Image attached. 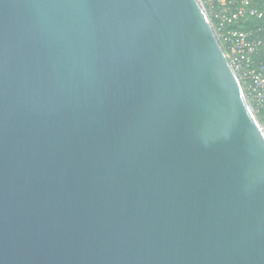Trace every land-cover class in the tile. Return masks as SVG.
I'll return each mask as SVG.
<instances>
[{
	"label": "water",
	"instance_id": "obj_1",
	"mask_svg": "<svg viewBox=\"0 0 264 264\" xmlns=\"http://www.w3.org/2000/svg\"><path fill=\"white\" fill-rule=\"evenodd\" d=\"M0 264H264V128L200 0H0Z\"/></svg>",
	"mask_w": 264,
	"mask_h": 264
},
{
	"label": "built area",
	"instance_id": "obj_2",
	"mask_svg": "<svg viewBox=\"0 0 264 264\" xmlns=\"http://www.w3.org/2000/svg\"><path fill=\"white\" fill-rule=\"evenodd\" d=\"M264 128V0H200Z\"/></svg>",
	"mask_w": 264,
	"mask_h": 264
}]
</instances>
